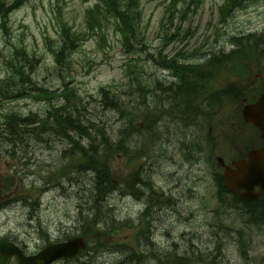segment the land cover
<instances>
[{"label":"rangeland","instance_id":"374dc122","mask_svg":"<svg viewBox=\"0 0 264 264\" xmlns=\"http://www.w3.org/2000/svg\"><path fill=\"white\" fill-rule=\"evenodd\" d=\"M189 1L180 0L177 9L185 14L180 12L171 24L167 21L170 3L140 0L144 39L141 46L133 43L134 51L127 54L110 25L102 34L106 38L102 49L98 37L84 35V12L96 0H24L7 17L5 32L0 27V77L10 45L25 46L38 60L34 82L49 93L56 91V96L50 101L0 100V242H14L35 255L49 244L85 235L90 224L101 248L87 258L59 264H80L88 257L93 264H162L164 256L172 253H188L193 264H264V225L244 224L249 218L233 209L232 196L225 195L220 202V184L214 179L215 158L230 163L235 156V150H230L232 128L240 127L237 136L243 143H254L249 128L238 120L240 100L233 103V99L243 89L245 68L255 74L264 71L262 61L251 63L253 46L264 48V0L237 8L224 24H218L217 13L223 0H201L198 9L189 6L186 11ZM62 21L76 30L73 34L83 45L67 59L58 77L52 51L60 45ZM159 52L166 62L176 56L180 77L190 84L182 86L176 71L170 74L152 64L149 57L160 60ZM210 52L228 58L215 67L204 60ZM132 57L138 58L135 76L140 78L129 89L131 71L125 62ZM140 67L143 70L138 71ZM63 85L76 89L75 115L95 138V147H101L97 128L114 146L123 139L120 150L112 146L108 161L112 190L99 204L94 220L87 213L93 175L77 169V159L66 153L67 143L50 132L43 143L25 136L12 145L2 137L7 115L43 120L50 108L63 105L56 98ZM100 87L116 95L118 109L106 106L98 94ZM198 93L200 98L194 99ZM165 115L168 120L162 119ZM224 117L229 135L222 141L224 135L214 124ZM131 123L134 132L126 131L130 141L118 137L119 130ZM141 123L146 128L137 130ZM80 146L87 149L88 144L80 140ZM237 233L245 235L241 236L246 244L243 255ZM85 238L91 241V236Z\"/></svg>","mask_w":264,"mask_h":264},{"label":"trees","instance_id":"16d2710c","mask_svg":"<svg viewBox=\"0 0 264 264\" xmlns=\"http://www.w3.org/2000/svg\"><path fill=\"white\" fill-rule=\"evenodd\" d=\"M127 0H109L106 5H108V12L112 13L116 11L117 17L122 21L123 25L125 26L123 29H120V33L123 38V47L129 52L132 50L131 42L135 40L137 35V19L131 16L130 12V5L132 2L135 3L134 0L130 1L129 4L126 3ZM199 1V0H198ZM247 1H251L254 3L259 2L260 0H225L224 6L220 8V16L222 20H227L229 13L239 7L244 5ZM16 5H12L9 9L5 8L3 0L0 2V17L1 20L4 19L7 14L16 8ZM109 16L107 15L106 11L103 14L97 15L95 17H91L86 20L85 24V34H90L89 36H97L101 40L102 37V26L105 23V20ZM226 17V18H225ZM2 28H4V23ZM71 31V30H69ZM98 32V34H97ZM79 39L72 33L68 32V29L63 28L62 40L61 45L59 46L58 50L54 53L56 58L55 63L58 68L61 69L65 68L64 62L65 58H69L73 51L77 47ZM238 40L235 39L234 42ZM104 42V41H103ZM257 44V43H255ZM253 50L255 52L254 59L258 62V64L263 61L264 62V48H260L259 45L253 46ZM25 48L17 49L13 48L10 54V59H4V66H5V75L0 80V100H15L20 97H52L47 90L38 87V85L33 80V75L35 72L37 61L34 58H29L28 54L26 53ZM228 58L225 57L224 59L218 57L216 54L212 53V57L210 62L216 67L221 66L224 61ZM133 60H131L129 65V69L137 68L136 65L132 66ZM158 65V63H155ZM177 74L180 75L182 73L179 72V68H175ZM136 72H133L135 75ZM137 75V74H136ZM183 75V74H182ZM191 75V74H190ZM193 75V74H192ZM199 77V81L203 84V77ZM140 76H134L133 82L136 83ZM181 83L184 86V83H189L186 80L185 76H181ZM99 95L101 96L102 100L106 104V106H111L113 110L118 109L119 107L117 97L108 89V88H101L99 89ZM61 98L63 100V105H59L58 107L50 108L51 112L46 113L45 119H36L34 115L30 117H22L16 113L10 114L5 118L3 123L4 130L2 137L5 136V141L12 145H16L17 142L23 140L26 136L27 138H31L36 140L37 142H44V135L47 132L52 133L54 137H57L59 140L68 143V153L69 157L78 159L77 169L83 168L84 172L91 173L93 175V182L94 186L92 187V195L91 198L92 205L87 212L88 215L90 214L91 218L94 220L97 215L99 214L100 207L99 204L103 202L106 198V195L110 193L112 190V182L110 179L111 173L108 168V161L112 157V141L110 138L105 134L104 131L97 128V135L100 137L101 147H95L90 133L88 132V127H85L79 118L77 113L76 106L72 103L77 98L76 90L73 88H68L67 86L61 92ZM111 96V97H110ZM213 101L216 96H212ZM56 108V109H54ZM128 108V107H127ZM78 114V113H77ZM129 127H124L123 130L120 131V137L126 138L127 135L134 132L135 128H132V123ZM89 127L92 129L93 125L89 122ZM129 130L130 132H126ZM80 140H85L88 144L87 149L85 147L80 146ZM91 144V146H90ZM115 147V146H114ZM118 149L123 148V139L118 141ZM117 149V150H118ZM74 151V153H71ZM221 183V182H220ZM229 194L222 185L220 184V193L218 198L222 199L223 195ZM233 197V204L236 205L240 202L237 197L233 194H230ZM242 205L241 209L246 212L248 216V221L246 225L253 227L256 226L259 228L260 226L264 225V197L261 201L255 204H246L240 202ZM86 232V236H91V243H93V247L86 251V255L89 252H96L98 249L101 248L99 246V240L95 237V234L92 233L90 229V224L84 230ZM239 240L237 241L239 245L240 254L243 255L246 249V244L241 239V236L244 238V233H237ZM97 247V248H95ZM216 254H219L218 252ZM159 259L158 262H160ZM216 261V259H215ZM162 264H193L194 260L192 257L188 255V253H172L168 256H164V260L162 259ZM217 263V262H216ZM81 264H93L92 257H88V259Z\"/></svg>","mask_w":264,"mask_h":264},{"label":"water","instance_id":"95a60500","mask_svg":"<svg viewBox=\"0 0 264 264\" xmlns=\"http://www.w3.org/2000/svg\"><path fill=\"white\" fill-rule=\"evenodd\" d=\"M243 116L246 122H252L262 132L264 139V98L254 106L244 109ZM249 163L241 162L234 165L236 172L225 168L224 184L229 190H245V194H239L247 201H255L259 194L254 193V187L260 186L264 190V152H253L249 157ZM219 164L222 163L219 161ZM241 174L242 178H237ZM84 248L81 239H76L65 244L51 246L33 258H24L20 252L8 244H0L1 264H8L12 256H17L18 264H51L57 260H68L76 257Z\"/></svg>","mask_w":264,"mask_h":264}]
</instances>
